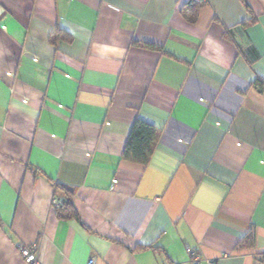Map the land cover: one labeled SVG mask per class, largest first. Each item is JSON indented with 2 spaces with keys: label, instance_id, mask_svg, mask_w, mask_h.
I'll use <instances>...</instances> for the list:
<instances>
[{
  "label": "crops",
  "instance_id": "1",
  "mask_svg": "<svg viewBox=\"0 0 264 264\" xmlns=\"http://www.w3.org/2000/svg\"><path fill=\"white\" fill-rule=\"evenodd\" d=\"M256 78L264 0H0V264H264Z\"/></svg>",
  "mask_w": 264,
  "mask_h": 264
},
{
  "label": "trees",
  "instance_id": "2",
  "mask_svg": "<svg viewBox=\"0 0 264 264\" xmlns=\"http://www.w3.org/2000/svg\"><path fill=\"white\" fill-rule=\"evenodd\" d=\"M198 8L199 4L197 2L189 1L181 6L180 13L187 22L193 24L196 21ZM254 85L260 90H264L263 80L256 78ZM156 137V128L137 118L131 125L128 133L122 153L123 158L140 164H146L150 157L152 145L156 140ZM62 191L65 194V198L62 200L61 205L56 208L57 216L59 218H68L70 216L76 217L77 213L71 201V191L66 188H62ZM247 240L250 241L249 236Z\"/></svg>",
  "mask_w": 264,
  "mask_h": 264
},
{
  "label": "built area",
  "instance_id": "3",
  "mask_svg": "<svg viewBox=\"0 0 264 264\" xmlns=\"http://www.w3.org/2000/svg\"><path fill=\"white\" fill-rule=\"evenodd\" d=\"M62 203V200L60 198H54L52 200V206L54 208H58ZM20 254L22 255L23 259L29 263V264H40L35 249L30 245L22 244L19 246ZM199 260L198 257L193 256L191 264H198ZM209 262V261H208ZM88 264H93V260H90Z\"/></svg>",
  "mask_w": 264,
  "mask_h": 264
}]
</instances>
